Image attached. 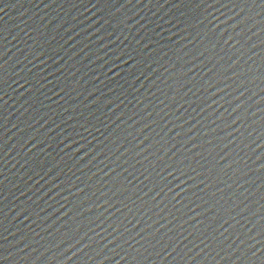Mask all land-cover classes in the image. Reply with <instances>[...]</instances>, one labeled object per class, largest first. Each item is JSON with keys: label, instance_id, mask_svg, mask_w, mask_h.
Wrapping results in <instances>:
<instances>
[{"label": "water", "instance_id": "obj_1", "mask_svg": "<svg viewBox=\"0 0 264 264\" xmlns=\"http://www.w3.org/2000/svg\"><path fill=\"white\" fill-rule=\"evenodd\" d=\"M0 264H264V0H0Z\"/></svg>", "mask_w": 264, "mask_h": 264}]
</instances>
